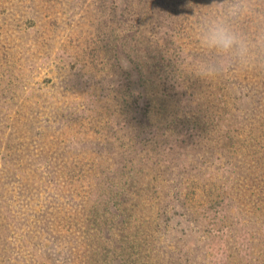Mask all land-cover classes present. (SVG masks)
I'll return each mask as SVG.
<instances>
[{"label": "rangeland", "instance_id": "1", "mask_svg": "<svg viewBox=\"0 0 264 264\" xmlns=\"http://www.w3.org/2000/svg\"><path fill=\"white\" fill-rule=\"evenodd\" d=\"M147 1L0 0V264H89L94 251L100 264H133L144 238L152 244L141 259L160 250L175 254L173 264H264V84L260 68L247 78L236 70L264 55V0H240V8L222 0L236 40L227 52L196 38L205 8L179 20L169 14L176 0H166L152 23L142 14L155 9ZM119 42L113 58L106 45ZM159 53L180 57L174 78L154 80ZM202 63L234 89V130L201 97ZM118 65L129 75L128 95L115 82ZM180 67L191 72L180 76ZM140 72L152 80L139 81ZM138 85L145 103L135 113ZM234 105L250 115L240 133ZM245 142L262 146L261 158ZM156 148L170 159L137 161L120 208L102 213L106 237L86 227L85 213L99 201L90 190L106 194L111 176L117 185L128 179L126 160ZM227 163L249 168L256 184L229 176ZM154 227L159 234L148 238Z\"/></svg>", "mask_w": 264, "mask_h": 264}, {"label": "trees", "instance_id": "2", "mask_svg": "<svg viewBox=\"0 0 264 264\" xmlns=\"http://www.w3.org/2000/svg\"><path fill=\"white\" fill-rule=\"evenodd\" d=\"M165 1L166 0H148L145 4L146 5H150L152 7H154L155 9H152L148 6H145L146 11L143 14V18L144 15L146 14V19L149 20L152 23H155L156 21H158L159 19V15L158 13H162V11H164V9L166 8L165 5ZM113 5V3H112ZM242 6V3L239 2L237 3V8H240ZM225 7L226 5L224 4V2L222 0H176V2L174 3V5L171 7L172 9L169 10V14L172 15V17L174 16V14H177L178 19L179 20H184L186 19L189 14H194V9H200V8H205V13L202 14L201 16V20L197 19V26L199 27V35L196 34V38H204L203 40L206 41L205 44H209L208 41V37L210 35V29H213L215 26H219L222 29H225L228 33H230L231 35H234L231 31V26L230 23L228 21V19L225 18ZM193 11V12H191ZM240 16V13H237V17ZM236 17V18H237ZM189 28V26H188ZM241 29H244V27L240 26ZM201 30V31H200ZM186 31V30H185ZM184 32V31H183ZM188 34V32H187ZM126 40V39H124ZM122 44V42L117 43L116 45H112V46H108L106 45V47H108L109 50H111L114 55L113 58L116 57V55L118 54L117 51L119 49V46ZM117 46V47H116ZM124 46V44H123ZM206 47H210L209 45ZM203 50V49H202ZM205 51L202 53H197L196 54L199 56V58H206L205 56ZM256 55V65L255 67H250V66H241L239 69L237 70V75H242L244 78H247V75L249 74H253L256 68H260V72L262 73V82L264 84V55L259 54V53H255ZM159 58L161 59V63L158 65H156L155 63L152 65V67H155V70L158 69L159 73L161 72L160 75L154 77V80L156 81L158 78L160 81H164L167 78V74H170V78H174L175 76H172L171 74V70L170 69H174L176 66H178V62L180 60V57L175 56V58H173V60L168 59V56H163L162 53L158 54ZM178 56V55H177ZM121 59V57L119 56L118 62ZM229 63L235 64V62L233 61L232 58L227 59ZM125 65L127 67H132V61L130 59H126L125 60ZM200 62V59L197 61ZM206 62V61H205ZM208 64V63H207ZM206 63H202L201 67H200V74H202V77H198L197 78V82H199L200 88L202 89L201 92V97H203L205 103L209 104V106L214 107L213 110H217V114L222 115L224 114L225 116H228L229 119L225 128H230L232 127V130H234V121H233V116H232V125H231V121H230V113L228 108L230 109V103L228 102V96L230 95V92H233V88L230 85L229 81L224 80L221 76V74H218V71H213L212 68L209 67V65H207ZM213 68L215 67V65H211ZM114 65L109 67V70L106 72L109 74V77H113L114 75ZM133 68L131 69V72L133 73L132 76L135 77L136 74L133 72ZM170 70V72H169ZM175 71L178 70L177 68L174 69ZM184 68L180 67V73L179 75L181 76L182 74H184ZM120 67L118 65V70L117 73L118 75H116V77L119 76L118 80H116V84L119 87H124V93L126 95H128V89H130V87L132 85H126L123 84L124 82L127 81V78H129L128 73L124 70L123 72H121V76H120ZM191 71H187L185 72V74L190 73ZM158 73V74H159ZM148 72H140V77H139V81H149L151 79V77L148 75ZM162 75L164 77H162ZM131 76V74H130ZM121 78V79H120ZM162 78V79H160ZM152 80V79H151ZM128 83V82H127ZM236 89H240V90H248L250 84L248 83L246 85V83L244 82V87L242 88L241 86H239L240 84L238 82H236ZM134 87V86H133ZM136 88V87H135ZM134 88V90H135ZM140 89L139 94L137 95V98L133 101L132 104V109L135 113H137L138 111L141 110V107L143 105L144 102V98L142 97V89L138 87ZM120 89V88H119ZM211 100V101H210ZM129 106V105H128ZM130 107V106H129ZM235 112H236V117H237V123L235 128H237L238 126H241L242 128L246 129V124L244 123L246 121L247 118H250L249 113L246 115L241 114L242 113V108L237 105L235 106ZM131 110V108H130ZM231 110V109H230ZM143 112V110H142ZM213 112V111H212ZM214 113V112H213ZM215 114V113H214ZM141 116V115H139ZM142 117V116H141ZM226 120V119H225ZM219 121V119H218ZM236 130V129H235ZM264 131V128H263ZM237 132H242L241 130H238L237 128ZM236 131L235 133L238 134ZM256 132V131H255ZM251 133V132H250ZM243 134V133H242ZM260 134V131L256 134L257 136ZM226 138V137H225ZM115 144L120 143V141L118 140V138L116 139L115 137H113ZM229 143H231L230 140H228ZM245 145L248 146H252L251 143L249 142H245ZM213 147V146H211ZM207 148L212 149V148ZM262 146H252V150L251 153L254 157V160L256 161L258 158H261V155L259 153L260 150H262ZM165 149H162V151H160L158 148H156L155 152H152L147 155L146 157H141V156H137V159L135 162H132L130 160H126V163L123 164V168L124 170H127L129 172L128 174V179L124 180L123 182L119 183L118 185L115 184L114 182L116 180H119L120 177L117 176H111L110 180L106 183V185H104V188L106 189V194H101L100 192L95 191L94 189L90 190L91 193L94 194V196H96L98 198V203L96 204L95 208L96 210H93L91 207L87 209L85 215H87L86 217H84L83 221H85V225L88 228H92L93 230H95L98 234V236L101 234L102 237H106L107 232L104 231V227H105V221L102 218V213L103 212H108L111 213V209L113 210V205H115L117 208H120V204L118 201L120 200L121 197H126L125 192H123V188L126 186V184H128V182H130V177L132 175V173L135 171V168L137 170V161L138 163L140 162V164L144 163V160H149L152 161V163H154L155 165L159 164V160L160 158H162V161H167L170 159V157L167 158L166 153H164ZM126 151H118L115 150L112 152L113 156H124V153ZM162 154V156L160 155ZM264 155V154H262ZM128 161V162H127ZM148 161V162H149ZM262 161L263 158H262ZM128 163L131 165L128 168ZM151 163V164H152ZM134 165V167H133ZM228 165V169H227V174H229V176L231 174H235V176L238 178V180H240L241 182H246L247 185H253L256 184L255 182V178L253 176H250V172H249V168L246 167H242L241 169L237 170L235 169V164H231V163H227ZM156 169V168H155ZM248 170V171H247ZM154 171V168L153 170ZM156 173V171H154ZM154 173V175H156ZM137 172L133 173L132 177L137 180ZM112 179L114 181H112ZM249 190V189H248ZM238 189L235 188V192H237ZM119 198V200H118ZM210 204H214V203H210ZM126 208V207H124ZM108 223V222H107ZM106 223V226H107ZM111 223V222H109ZM157 228L154 227L153 231L148 235V238L151 236V234L158 233L156 231ZM87 234V238L86 240L91 239L90 238V233L89 232H85ZM139 234H142L141 232ZM147 236V234H146ZM149 243V244H148ZM152 243L146 238H144V240L142 239L140 241V243H138L136 245L137 247V253L138 255V262L137 263H133V264H173L170 263V259L174 258V253L171 254V252H160V250H157L156 255L154 254H150L148 258H142L143 254H141L144 248L146 249V247H148L149 245H151ZM101 249V248H100ZM93 250V249H92ZM123 252V250H122ZM152 252V249H151ZM135 254V251H131L130 256ZM159 254L162 255V258L159 257ZM115 256V255H114ZM88 257V256H87ZM100 257L101 254H98L97 252L95 253L92 252L90 255V258L92 259V263L90 262L89 264H100ZM102 258H105L102 255ZM131 258V257H129ZM135 260V259H134ZM132 260V262L134 261ZM122 260H118L115 258L110 259V261H106L108 262V264H121ZM131 260H128L126 263L123 264H128ZM131 263V262H130ZM105 264V263H104Z\"/></svg>", "mask_w": 264, "mask_h": 264}, {"label": "clouds", "instance_id": "3", "mask_svg": "<svg viewBox=\"0 0 264 264\" xmlns=\"http://www.w3.org/2000/svg\"><path fill=\"white\" fill-rule=\"evenodd\" d=\"M208 41L211 46L225 52L231 50L236 45L235 37L222 28L210 29Z\"/></svg>", "mask_w": 264, "mask_h": 264}]
</instances>
